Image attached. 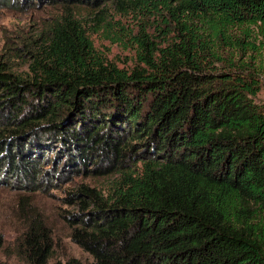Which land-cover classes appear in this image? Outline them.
I'll list each match as a JSON object with an SVG mask.
<instances>
[{
	"label": "trees",
	"instance_id": "trees-1",
	"mask_svg": "<svg viewBox=\"0 0 264 264\" xmlns=\"http://www.w3.org/2000/svg\"><path fill=\"white\" fill-rule=\"evenodd\" d=\"M110 4L137 29L104 21ZM2 6L58 13L20 47L28 72L0 61V175L33 190L71 169L113 178L70 192V237L93 260L57 264H264V0ZM77 7L100 11L96 30ZM101 23L132 66L97 50ZM54 245L35 219L16 254L49 264Z\"/></svg>",
	"mask_w": 264,
	"mask_h": 264
},
{
	"label": "rangeland",
	"instance_id": "rangeland-1",
	"mask_svg": "<svg viewBox=\"0 0 264 264\" xmlns=\"http://www.w3.org/2000/svg\"><path fill=\"white\" fill-rule=\"evenodd\" d=\"M106 9L108 10L104 12V21L114 20L113 24L117 31L122 32L120 30L122 26L127 30L137 29L138 19L135 16L130 14L125 16V13L117 11L111 4ZM74 10L84 18L88 26L96 30L100 11L88 7H77ZM57 13L58 8L55 6H33L23 9L0 7V61L7 62V65L17 73L28 72L29 59L27 56H20L23 53L20 47L24 42L37 38V34ZM104 23L97 27L99 31L92 33L97 50L109 61L116 62L120 66H132L135 63L134 51L131 46L124 44L127 39L120 43L113 42L109 33L104 31ZM153 30L150 29L149 32ZM115 33L117 32H112ZM259 99L264 101V87ZM72 172L71 169L61 179L54 178L53 181L45 178L41 181H45L43 187L38 190L30 189L17 179L7 180L4 175H0V180H6L0 181V237L4 240L0 251L2 262L28 264L17 256L16 241L35 219H41L51 230L54 238L55 245L49 264L65 262L71 258L83 262L93 260L92 255L84 251L70 237L71 227L66 217L76 212L77 205L68 202L69 194L80 188L82 184L95 186L106 193L113 178L92 177Z\"/></svg>",
	"mask_w": 264,
	"mask_h": 264
}]
</instances>
